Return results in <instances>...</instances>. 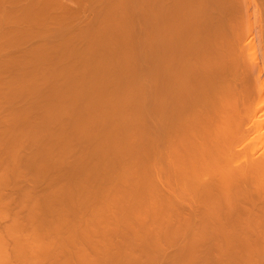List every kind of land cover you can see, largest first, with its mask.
I'll use <instances>...</instances> for the list:
<instances>
[{
	"label": "bare ground",
	"instance_id": "bare-ground-1",
	"mask_svg": "<svg viewBox=\"0 0 264 264\" xmlns=\"http://www.w3.org/2000/svg\"><path fill=\"white\" fill-rule=\"evenodd\" d=\"M219 2L0 0L1 264H264V81Z\"/></svg>",
	"mask_w": 264,
	"mask_h": 264
},
{
	"label": "rangeland",
	"instance_id": "rangeland-1",
	"mask_svg": "<svg viewBox=\"0 0 264 264\" xmlns=\"http://www.w3.org/2000/svg\"><path fill=\"white\" fill-rule=\"evenodd\" d=\"M219 4L221 5L222 4V8L223 9H225V7H227V10H229L228 8H230V6L231 5H233V4H235L234 6H232L233 8L235 7V6H237L238 7V9H237V12H238V10H240L239 8H241V12H240V14H241V19H242V22L240 23V25H242V29H243V33H244V37H245V40L244 41H246V42H244V46L245 47H243V59H244V61H245V64H246V66H250L251 65V63H252V61H253V63H252V67H253V69H254V66H256V68L257 67H259L260 68V70H259V72L261 73V74H259V72L257 73V75H258V79L257 80H260V81H258V82H261V81H264L263 80V78H264V67H263V63H259V61L260 60H262V61H260V62H264L263 60H264V0H220V2H219ZM229 5V6H228ZM231 7V8H232ZM240 19V20H241ZM239 20V21H240ZM250 27V28H249ZM247 29L248 30H250L251 29V32H248V37H249V33H252V34H254V37H253V35L251 34L250 35V37H251V41H249L248 40V37L247 36H245V35H247ZM253 31V32H252ZM256 33V34H255ZM263 34V35H262ZM247 37V38H246ZM250 37H249V39H250ZM247 39V40H246ZM263 39V40H262ZM249 41V47H248V49L246 48V46H247V42ZM263 42V43H262ZM252 43V44H251ZM253 45V46H252ZM243 46V45H242ZM261 46V47H260ZM263 46V47H262ZM262 48H263V50H262ZM247 55V56H246ZM250 55V56H249ZM255 58V59H254ZM258 59V62H256L257 61V59ZM252 60V61H250L251 63L249 64V60ZM261 64V65H260ZM254 65V66H253ZM260 65V66H259ZM255 68V69H256ZM263 69V70H262ZM261 70H262V72H261ZM256 72V70H253V73H255ZM256 75V76H257ZM261 75V76H260ZM260 76V77H259ZM263 77V78H262ZM260 78V79H259ZM261 78H262V80H261ZM257 80H256V82H257ZM258 82H257V84H258ZM263 83V82H262ZM261 84V83H260ZM263 85H264V83H263ZM264 87V86H263ZM260 90V89H259ZM258 90V91H259ZM263 90H261L260 92H262ZM263 93V94H262ZM261 94H260V96H261V99H262V97L264 96V92H262ZM264 98V97H263ZM263 125H264V123H263ZM252 145H253V143H252ZM239 147V146H238ZM241 147V146H240ZM239 147V149H243V147H241L240 148ZM258 147V149L260 148V146H257ZM246 148V147H245ZM249 149V147L248 148H246L245 149V151L246 152H250V151H247ZM256 150L253 152V154L251 155L252 157H255L256 156V153L258 152V150H257V148H255ZM260 150V149H259ZM244 152V151H243ZM260 153H261V150H260ZM1 210L2 209H0V212H1ZM3 211V210H2ZM0 219H2V218H0ZM5 219V218H4ZM3 220V219H2ZM2 220L0 221V225H2L4 222H2ZM25 219H22L21 220V222L19 223L20 225H17V223H15V225L16 226H20V227H18V229L20 228V229H24V227L26 226V224H27V226H26V228L28 229H31L33 226H31L33 223H29V221L30 220H28V219H26V221H24ZM28 220V221H27ZM5 221V220H4ZM25 223H24V222ZM6 222H8V224H9V222L10 221H6ZM33 222V221H32ZM7 223H4V227H5V225H6ZM7 224V225H8ZM13 224V226H14V223H12ZM21 224H23L22 226H21ZM29 224H30V227H28L29 226ZM9 226H12V225H9ZM12 226V227H13ZM1 227H3V225L2 226H0V228ZM3 227V228H4ZM7 227V226H6ZM14 228V227H13ZM2 229V228H1ZM1 231H3V229L1 230ZM30 231V230H29ZM7 236V235H6ZM5 235H4V239L6 240L7 239V241H6V243H7V246H9V248L10 249H8V247H6L9 251L11 250V247L10 246H12V244H13V239H12V237L11 236H8V237H6ZM11 239H10V238ZM10 239V241H8L9 239ZM12 240V241H11ZM26 241V240H25ZM29 241H31V240H29ZM28 241V242H29ZM5 242V241H4ZM10 243V245H8ZM23 243V242H22ZM21 243V244H22ZM30 243H32V241L30 242ZM41 243V242H40ZM24 244V243H23ZM6 245V244H5ZM38 245H40V244H38ZM21 246H23V245H21ZM2 254H3V251H2ZM5 254H8L7 253V251H4V257L2 258V260L0 261V264L1 263H7L8 261H7V258H6V255ZM22 255V254H21ZM20 255V261H18L19 259H18V257H16L17 259H15V257L13 256V258H12V256H10L9 257V262H11L12 263V261H14L13 263H16V264H28L27 262H25V259H24V261L22 262L21 261V258H22V256ZM24 257V256H23ZM12 258V259H11ZM11 259V260H10ZM14 259V260H13ZM16 260H17V262H16ZM23 260V259H22ZM32 260V258H30V261ZM21 262V263H20ZM25 262V263H24Z\"/></svg>",
	"mask_w": 264,
	"mask_h": 264
}]
</instances>
